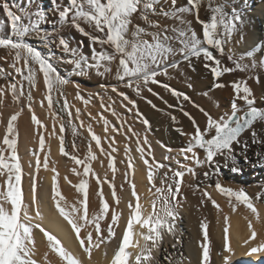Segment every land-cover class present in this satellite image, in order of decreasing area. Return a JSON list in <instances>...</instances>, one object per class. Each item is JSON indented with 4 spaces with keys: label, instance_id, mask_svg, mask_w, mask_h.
<instances>
[{
    "label": "snow or ice",
    "instance_id": "obj_1",
    "mask_svg": "<svg viewBox=\"0 0 264 264\" xmlns=\"http://www.w3.org/2000/svg\"><path fill=\"white\" fill-rule=\"evenodd\" d=\"M27 3L29 6L35 3V10L21 15L14 10L8 0H0V9L6 16L9 28L7 35H3V29L0 28V49L6 52V55H0V60L8 63L13 70L6 72L0 68V79L7 81L6 84H0V108L4 106L6 94L11 95L14 104H19L24 98L28 112L32 113L31 124L35 125L37 130L45 129L46 125L37 117L32 107L33 91L37 89L39 78L42 76L44 96L39 103L41 107H44V102L47 101V110L53 121L50 136H56L55 125L59 124V136L57 137L60 144L59 152L62 156L68 157L76 166L71 171L80 179L79 183L74 184L73 187L81 194L82 199L77 204L71 205V210H68L66 198L60 190L59 173L56 166L53 163L51 168L49 167L50 148L49 151H45L43 132L39 133V148L28 152L27 170L25 169V162L22 161L18 149L19 132L16 123L24 109L21 107L15 111L7 119L2 138H0V264H41V260L37 258L39 255L38 234H42L47 249L58 257L59 264H93V250L99 249L101 244L106 245L116 234L115 229L119 226L122 216V211H118L117 207L124 202V198L118 197L117 188L112 181H109L106 176L101 178L93 170L92 161L97 160V155L93 151L92 142H95V148L99 149L101 155L108 157V168L113 173V181L117 172L113 153H116L118 148L115 146V136H106L105 138L109 141V150H106L101 137L92 130L91 125H88V135L91 139L83 159L75 154L78 147L74 142L73 151L71 153L66 151L64 135L66 125L61 113L67 115V125L71 127L74 138L77 135V125L73 123V113L64 91L65 86L71 84L76 88L75 98L82 101L85 107L90 103L93 94L89 93L88 98L85 99L80 85L61 75L57 62L74 65L73 71L79 75H88L94 70L97 76H112L117 83L101 84L100 87L105 92L110 90L119 96L121 106L127 112L132 113L135 110L136 117L145 125L147 132L151 130L150 121L140 113L136 101L120 90V85L131 89L137 97H141L146 90L163 99L150 87V85H158L178 101L191 102L188 95L172 88L158 77L168 76L169 69L178 68L181 61L188 62L191 66L193 58L203 57L204 67L211 72L214 81H219L224 74L234 69L222 66L221 60L214 55V51L219 55H224L225 47L231 44L233 34L239 30L237 22L242 28L245 20L243 13L235 8L231 16H227L222 5L213 6V0H186L182 7H176L177 0H171L167 10L165 6L168 0H164V3H161V0H66V2L65 0H50L51 6L47 9L35 0H27ZM205 5L211 12L208 20L200 18L201 8ZM185 14L192 15L196 23L201 25L203 39L193 28L192 20L185 19ZM154 17L174 19L179 22L180 26L164 25ZM66 30H75L88 39L92 53L91 59L83 55L78 48L70 47L63 35ZM33 40L38 41L47 51H42L40 47L33 44L31 42ZM176 44L179 47H176ZM54 48L60 49L70 58L56 57ZM262 50H264V41L246 53L247 57L252 58L251 68L257 67L256 53ZM177 56L181 59L177 60ZM228 58L233 59L231 47H228ZM243 58L242 56L241 59ZM248 67V65L236 63V68L239 70L243 71ZM259 67L264 69V58L259 60ZM256 80L259 83L258 76ZM213 86L224 88L226 85L215 83ZM230 87L233 91L230 109L222 114L214 116L192 102L193 106L199 108L203 114V124L193 114L184 110L182 102L178 105L179 110L190 121L194 131L185 132L182 128L174 129L181 136L188 137L187 143L177 151L175 156L171 155L172 148L161 144V147L165 148L168 153L163 161L157 160L154 156L147 135L141 137L131 125H127V121L121 119L113 107L114 101L105 104V97L99 93L95 94L103 109L99 113V118L103 121L105 134L111 130L113 133L124 135L126 141H131L134 137L135 152L139 154V163H136L129 144H125L124 153L127 161L125 180L131 189V197L135 199V203L133 204L132 199L126 201L128 208L126 227L123 228L122 239L119 240V246L110 264H128L131 253L127 252L126 248L129 246L134 225L147 229V232H136L138 238L132 245L138 248L135 264H156L153 251L160 247L162 236L165 233L176 236L175 224L180 216L179 209L183 207V202L187 199L182 186L191 187L185 177L190 174L195 178L199 168L206 169L202 173L205 181L214 182V184H208L207 187L214 186L221 196L226 197L233 212L236 211L238 204L244 205L250 211L252 218L248 215L244 216L249 233L243 240V246L247 247L244 254L264 256V240L257 244L251 243L257 237L253 219L256 223L261 221L253 199L243 189L234 190L224 186L220 179L221 169L228 168L229 165H231V172L241 171L237 157L242 156L247 163V153L252 145L259 147L254 154L257 160L264 164V108L256 106L257 97L246 81H234ZM260 99L264 100V94L260 96ZM147 102L151 104V101ZM169 107L173 106L169 105ZM216 108L219 109L220 105L217 104ZM104 112H110L115 116L120 126L111 124L104 116ZM88 115L91 117L90 112ZM75 119L80 121V127H84L79 108L75 109ZM171 119L174 123L177 122L176 117L173 116ZM0 125H3L2 120H0ZM126 125L127 131L125 132ZM41 153H44L43 159ZM173 162L175 167H173ZM99 163L102 165L103 161ZM42 167L45 171L52 172L50 200L55 211L51 217H47L44 212L49 192L45 185V178L39 176ZM80 167H82V172L78 171ZM142 168L146 169L147 183L150 185L148 189L152 208L150 212L141 203L136 184L128 180V172L134 169L141 171ZM89 175L95 178L98 186V189L91 194L98 198V210L91 209L93 201L87 179ZM64 179L68 181L67 176ZM68 182L71 183V181ZM105 183L111 189L114 205L105 198L103 191ZM196 187L199 189L200 185ZM120 191H125L123 184L120 186ZM202 197L201 205L205 203V200L210 201L217 212H220V205L206 188L202 192ZM256 200L264 202V193H257ZM57 214L62 221H66L67 225L71 226L68 235L75 234L74 239L78 241V248L82 249V252L70 250L62 243L57 231H62L63 225L58 221ZM220 223L218 216L217 224L220 225ZM102 224L106 226V234ZM48 225H53V227ZM229 226V217L224 215L223 251L217 254L222 256L223 264H232L233 249L229 247L228 242ZM199 227L203 242L199 243L198 264H209L208 222L202 220ZM141 239L143 243H140ZM177 242H180L179 237H177ZM164 259H169V257L166 256ZM184 260L192 264L188 257L181 255L180 261ZM43 264H52L48 251L43 253Z\"/></svg>",
    "mask_w": 264,
    "mask_h": 264
},
{
    "label": "bare ground",
    "instance_id": "obj_2",
    "mask_svg": "<svg viewBox=\"0 0 264 264\" xmlns=\"http://www.w3.org/2000/svg\"><path fill=\"white\" fill-rule=\"evenodd\" d=\"M40 1L41 0H35V2H38V3H40ZM45 1H47L48 6L49 5L51 6L50 0H44V2ZM8 2L10 5H12V3L15 2L19 6L28 4L27 0H8ZM252 2L257 3L259 7L255 10V13H252L251 15L247 16V18H244L245 24L243 25L242 28H240L239 26L240 28L239 31L233 34L232 42L228 47H231L233 56L240 58L242 65L249 66L246 70H243V74L240 77V81L242 79H251L252 83L251 85H248V86L252 89L253 94L257 97V101H260V96L264 94V69L259 67V60L261 58H264V50L256 53L257 67L255 69L251 68L252 58L247 57L246 53L250 51L252 48H254L258 43H261L262 41H264V0L262 1L247 0V3L243 5L242 7H240L239 10L240 9H248V10L253 9L255 4H253ZM161 3H164V0H161ZM170 3H171V0H168L167 5L165 6L166 10L170 6ZM185 3H186V0H177L176 7H182L185 5ZM33 6H35V3L33 4ZM1 14H4L2 9H0V28L3 29L4 27L3 22H5L6 19H4V17H1ZM204 16L209 17L211 16V14H210V11H208L206 7L202 6L201 12H200V18ZM154 19H159L162 24L168 25L170 27L180 26L179 22L174 19L164 18V17H154ZM185 19L192 20V26L196 30L199 36V34L202 31L201 25L196 23L192 15L185 14ZM85 27L87 29L86 25ZM68 33L69 35L72 34L70 37L69 36L65 37L68 40L70 47L78 48L79 50H84V53L86 52V54L91 53V50L89 48L87 41L86 40L84 41V38L86 37L80 35L75 30L68 31ZM169 34L171 35L172 33H169ZM241 37H243V39H241ZM82 39L84 41V44H82L81 42ZM175 46L179 47L178 44H176ZM228 47H225L227 48V52H228ZM97 50L99 51L98 46H97ZM242 56L244 57L243 59H241ZM176 59L180 60L181 58L177 56ZM193 62L194 61H191V66H189L188 62L181 61L178 68H175V69L170 68L169 75H168L169 76L168 82H170V85H172L175 89H178L182 93H192L194 91L196 92L201 91L200 94L202 95L210 94L212 96L214 94L215 98L213 99V102H211V104L204 106L205 109L208 107L211 109V111L216 112V113L218 112L223 113L224 111H228L230 109V101L233 96V91H232V88L230 87L232 82L223 83L224 85H226L224 88H215L213 86L215 82L221 83L222 81L220 82V80H222L223 78L217 82L213 80V77L211 74V77L209 76V79L207 77L206 79L208 80L207 82H203V83L199 82L196 84H194L195 83L194 82L193 83L194 87L192 86L193 88H191L189 82H192L193 76L195 75L194 71L192 70V65L194 64ZM257 76L259 77L258 84L259 85L261 84L260 88L255 85V83L257 84V80H256ZM97 77L99 80H102V79L109 80V81L115 80L112 76H107V77L97 76ZM41 87L43 91L41 90V88L39 90L42 91L40 92V95L42 96L41 98L43 99V96H44L43 79L41 81ZM153 88L156 89L157 87L155 88V86H153ZM155 91L159 93V96L161 95V97H166L167 101L171 105L175 101H178L175 97H173L167 91H161L159 89H156ZM95 92L99 93L101 96L103 94H106L105 90L102 89L100 85L97 87ZM149 93L146 90L143 92V94H145V97H146L144 100V107H143L144 111L149 117H151L154 123L158 122L159 119L163 123L164 120L168 118V116L163 112L156 113L154 107L152 106V105H155L157 107H162L163 102L162 103L153 102V96H150L151 94ZM97 99L99 98L97 97ZM147 101H151V104H149ZM39 102L40 101H36L35 106L36 108H38V110H40V112L42 111V114L44 115L43 121L47 127L46 128L47 140H46V145H45V151H49V148H50L49 167L51 168L52 164L54 163L56 166V169L60 168V170H62L61 176L58 177V182L60 185L61 193L62 195L65 196L66 201L68 203V206H69L68 210L70 211L71 205L77 204V202L80 199H82L81 194L78 193L76 189L73 187L74 184L79 183L80 177L71 171L73 167H76L74 163L68 157L62 156L59 152L60 144L57 138L59 136V124L58 123L55 125L56 136H50V133L52 132V129H53V121L47 110V101L44 102V107H41ZM238 103H242V102H238ZM217 104L220 105L219 109L216 108ZM19 109L20 107H15L14 112ZM109 115L112 116L110 113ZM110 122H114V121H110ZM116 122L118 121L115 120L114 123ZM159 124L161 123L159 122ZM133 129L137 133H139L141 137H143L145 134L147 135L148 141L152 145L153 153L157 160L163 161L164 156L168 155L165 148L161 147V144H163L161 141H166V144H163V145H166L167 147L172 148L173 152L171 153V155L173 156L176 155L178 149L173 148L172 146L180 142V141H177L180 139L179 133H175V132L168 133V131L164 130V128H158L157 130L154 129L155 131L152 130L150 131V133L149 131L146 132L145 128H133ZM92 130L101 137L103 146L106 150H109L108 149L109 141L108 139L105 138L106 136L107 137L115 136V140H116L115 146L118 148V151L116 153H113V156L115 157V165L117 167V172L115 174V180L113 181V173L111 169L108 168V157L100 154L99 149L95 148V142L93 141L94 143L93 151L97 155V160L92 161L93 170L101 178H104L106 176L109 181H112L117 188L118 197L122 196L124 198V202H122L117 207L118 211H122V216H121V221L119 223V226L116 227L115 229L116 234L113 236V238L110 241L107 242L106 245L101 244L100 248L94 249L92 253L93 264H110L111 258L114 255L115 250L119 246V240L122 239L123 228L126 227V218L128 215V208H127L126 201L128 199H132L133 204L135 203V199L131 197V189L128 187V183L125 180L126 163H127L126 158H125V153H124L125 144L126 143L129 144L132 150L131 154L134 158V162L136 163H139L138 161L139 154L135 152L136 144H135L134 137L132 138L131 141H126L124 135L113 133L111 130H109L107 134H105L104 128L97 130V131H95L92 128ZM124 131L126 132L127 128H124ZM26 134L28 133L26 132ZM129 135L131 134L129 133ZM35 140L36 139H33V138L29 139V137L26 139L24 138V136L21 139L20 135L18 138L19 154L21 155L22 161L25 162L26 170H27L26 161L29 158L28 157L29 150H35L39 148V144ZM249 143H251V141H249ZM257 150H259V147L257 145L251 146V148L249 149L247 153V156H248L247 163L244 161V158L242 156H239V158L243 160V162H241V168H240L241 172H247V173L253 172V167H255L254 165H255V162L257 161V157L255 156L254 153ZM77 153H79V155ZM75 154H77L81 159H83V157L85 156L82 151H77ZM43 155L44 153H41L42 159H43ZM101 160L103 161L102 165L99 163V161ZM121 161H124V163H121ZM173 167H175L174 162H173ZM201 169L203 168L197 169V175L195 178H193L190 174L185 177V180L187 181L188 184L191 185V187L189 188V187L182 186V191L186 193L187 199L185 202H183V207L179 209L180 216L176 220V224H175L176 236L165 233L162 236V239L160 241V247L153 251V257L159 254H161V257H162V254L166 256L167 253L169 252L171 264H188L187 260H184L183 262L180 261L181 255H183L184 257H188L191 260L192 264H198V260L200 257L199 243L203 242V235L200 231L199 225L202 220H206L209 225V228H208L209 248H210L209 264H223L222 256H219L217 254L223 251L222 229H223V216L224 215L221 212L222 210H220V212L218 213L217 210L212 211L206 208L207 207L206 205H203L205 206V208L201 205L200 202H201V199L203 198L202 192L207 187L205 185H204L205 187H202V185H200L199 189H197L196 187L198 184H200L198 172ZM78 171L82 172V167L78 168ZM146 175H147L146 169L142 168L141 171H136L134 169L133 171L128 172V180H131L133 183L136 184L137 192L141 197V203L144 205L147 211L150 212L152 211L151 203L149 200L150 193L148 191L150 185H148L147 183ZM39 176H42L45 178V185L49 192V198L46 203L44 212L47 217H51V215L55 211L54 207L51 204V200H50V186H51L52 172L45 171L42 167ZM65 176L68 177V181H71V183H69L68 181L64 179ZM87 179L89 180L90 196L93 201L91 205V209L98 210V206H99L98 198H96L94 195H91L98 189V186L95 183V178L92 177L91 175H89ZM122 184L124 185V188H125V191L123 192L120 191V186ZM103 191L105 193V198L109 200L111 204L114 205L115 201H112L111 189H109L106 183L103 185ZM207 191L210 192L212 196L216 197L215 198L216 201L219 200L220 202L224 200L223 199L224 196L220 197L217 191L209 190V189H207ZM262 204H260L257 209L261 216L260 223H256L255 219H253L254 228L257 230V237L254 241H251L252 244H257L261 240H264V205ZM245 215H248L250 218H252L250 212H240V211L238 212L237 211L235 213H232L231 215H228L229 224H230L228 242H229V247L233 249L231 260L232 262L236 264H240L241 261L237 262L236 261L237 259L250 258L251 260V258L252 259L255 258L258 261V263L256 264H264V256H261L258 254H254L253 256H247L244 254L247 250V247L243 246V240L246 239L247 236L249 235L248 230H247V221L244 220ZM218 216L221 221L220 225L217 224ZM57 218H58V221L61 222L63 225V230L57 231V235L62 240V243L70 250H73L76 252H82V249L78 248V241H75L74 239L75 234L72 233L71 236L68 235V233L70 232L71 226L67 225L66 221H62V218H59L58 214H57ZM45 223H47V221H45ZM48 226L53 227V225H48ZM102 228L105 229V234H106V226L102 224ZM137 231L147 232V229H141L140 225H134L133 234L130 237V241H129V246L126 248V251L131 253V255L128 258V264H135V255L137 254L138 248L132 247V245L136 242L138 238L136 235ZM82 235H83V230H82ZM212 236H214L217 241L216 240L214 241V239H212ZM177 237H179V241H180L179 243L177 242ZM37 242H38V252H39V255L37 258L41 260V264H43V253L45 251H48L49 259L51 260L52 264H59L58 257H56L55 254L51 253L47 249L46 241L43 240L42 234H38ZM140 243H143L142 239L140 240ZM173 245H175V247H173ZM105 248L107 250L106 256H105ZM84 259H87V257H84Z\"/></svg>",
    "mask_w": 264,
    "mask_h": 264
},
{
    "label": "rangeland",
    "instance_id": "obj_3",
    "mask_svg": "<svg viewBox=\"0 0 264 264\" xmlns=\"http://www.w3.org/2000/svg\"><path fill=\"white\" fill-rule=\"evenodd\" d=\"M260 1H262V0H260ZM40 3L46 9L50 7V5L49 6L47 5V1L44 2V0L43 1L41 0ZM246 3H247V0H213V6L222 5L223 6V11H224V13L227 16L230 17L231 14H232L233 8H235L238 11H241L243 13V19L247 18V16L251 15L252 13H255V10L259 7V5L257 3H253L252 2L253 4H255L253 9H249V10L248 9H240L239 10V8L242 7L243 5H245ZM12 6H13L14 10L17 11L18 13H20L21 15H23L25 12L34 11V9H35V6H33V5L29 6L28 4H25L23 6H19L15 2L12 3ZM203 7H206V5L203 6ZM210 14H211V12H210ZM1 17H4V19H6V16L4 14H1ZM204 17H202L201 19L208 20L210 18V16L209 17L208 16H204ZM25 22H27V21H25ZM3 23H4L3 35H7L8 32H9V28L7 27V24H8L7 19ZM237 26H238V29H240L239 28V26H240L239 22H237ZM68 31H71V30H66L63 33L64 37H68V36L70 37L72 35V34L69 35V33H71V32L68 33ZM200 34H199V37L201 39H203L202 31H201ZM85 40L87 41V43L89 45L88 39L84 38V41ZM84 41H83V39L81 40L82 44H84ZM31 42L33 44H35L37 47H40L42 51H45V52L47 51L46 49H43L42 45H40L38 41L33 40ZM226 47H228V46H226ZM53 51L55 52V56L56 57L64 56L65 59H69L70 58L69 56L64 54L60 49L54 48ZM79 51L83 55L89 57V59L92 56V53H87L86 54V52L84 53V50H79ZM0 55H6L5 50L0 49ZM214 55H217V58L221 60V65L222 66H226V67H228L230 69H234L232 72L224 74L220 78V79L223 78L222 80H220V82L222 81L221 83L223 84V83H230V82H234V81H240V77L243 74V71L236 68V63L237 62L241 64L240 58L236 57V56H233V59L230 60L228 58L227 48H225L224 55H219L215 51H214ZM192 61H194L193 62L194 64L192 65V70L194 71L195 75L193 76L192 82H189L191 88L194 87V85H193L194 82H195L194 84L199 83V82H201V83L207 82L208 81V80H206L207 77H208V79H209V76L211 77V72L204 67L203 57H201L200 59L193 58ZM0 68H3L6 72H12L13 71L9 67L8 63H6L3 60H0ZM57 68H58V71L61 73V75L69 78L70 80H72L75 83H78L80 85L81 93L85 97V99L88 98V94L89 93L93 94V97H92L90 103L87 105V107H85V105L83 104L82 101L77 100L75 98L76 88L73 85H71V84L65 86L64 91H65V93L67 95L68 101H69V103L71 105V111L73 113V123H75L77 125V135L75 136V138L72 135L71 127H69L67 125V120H68L67 115L64 114V113H61V115H63L64 121H65V125H66V131L64 133L66 151H68L70 153L73 151L72 150V144L74 142L77 145V147H78V151H82L84 153V155H86L87 146H88V143H89V141L91 139L90 136L87 134L88 133V130H87L88 129V125H91V127L95 131L104 128L103 121L100 120V118H99V113H101L103 111V109H101V107H100V100L97 99V96L95 95L96 94L95 91H96L97 87L99 85H101V84H113V83H117V81L116 80L109 81V80H105V79L99 80L98 77L95 75L94 70L91 71L88 75H79V74H77L76 72L73 71L74 65L68 64V63H59V62H57ZM9 79H11V77H9ZM17 79H19V77H17ZM158 79H160L162 82L167 83V84L170 85V82H168L169 78H167V77L165 78L164 76H160V77H158ZM41 81H42V76L39 78L37 89L33 91L34 102H33L32 107H33V110H34L35 114L37 115V117L44 123V121H43L44 120L43 119L44 115L42 114V111L40 112V110H38V108H36V106H35L36 101H41L42 100V98H41L42 96L40 95V92L43 91V89L41 87ZM241 81H246L248 85H251V83H252L251 79H242ZM6 83H7L6 80L0 79V84H6ZM255 85L257 87H259V88L261 87V84L259 85L258 83L257 84L255 83ZM153 86L154 85H151L150 87H152L153 92H155ZM155 86L159 87L158 85H155ZM170 86L172 88H174L172 85H170ZM25 87L27 88V85H25ZM40 88H41L42 91L39 90ZM120 90L126 92L132 99H134L136 101V104H137V106L139 108L140 113L143 114L144 118H146L147 120L150 121V126H151V130L150 131H152L154 129L157 130L158 128H164V130L168 131V133H171V132L178 133L177 131L174 130L176 128H182L185 132H193L194 131V129L191 126L190 121L179 110L178 105L182 101H175L174 103H172L173 107H169V105H171V104H169V102L167 100H166L167 103L162 101L163 102L162 106L163 107L165 106V108H162V110H160L156 106L154 109H155L156 113L157 112L158 113H162V112L166 113L168 118L165 119L166 121L164 120V122H163L164 124L161 122L160 119L158 120V122L154 123L152 121L151 117H149L146 114V112L144 111V108H143L144 107V100L146 98L145 94H142L141 97H137L135 95V93L131 89L125 88V87H123V85H120ZM176 90H178V89H176ZM200 93H201V91H199V92L194 91L192 93H184V94H186V95H188L190 97L191 102H182V103H183L184 110L190 112L191 114H193L197 118V120L200 121L201 124H203L204 117H203V114L199 111V108L203 107V109H205L204 106H206L208 104H211V102H213V99L215 98V95L214 94L212 96L210 94L202 95ZM149 94H151L150 96H155L152 93H149ZM102 96L105 97V104H108V103H111V102L114 101L115 104H113V107L115 108L117 114L121 117V119L127 121V125H131L132 128H145V125L143 123H141L138 120V118L136 117L135 110H133L132 113L127 112L126 109L121 106V98L119 96H117L115 93H112L109 90V91L106 92V94H103ZM192 102H194L195 105H198L199 108L194 107ZM159 103H161V102H159ZM256 106L259 107V108H264V100L260 99V101H257L256 102ZM15 107H20V108L23 107V109H24L22 114H21V116L18 117L17 122H16L17 126H18V132H19L20 138L22 139L23 136L26 139L28 137H29V139L33 138V139H36L35 141L38 143V141H39V133L43 132L44 135H45V145H46V140H47V130H46V128L47 127L45 129L37 130L36 126L31 124V115H32V113H29L28 110H27V102H26V100L24 98H22L19 104H14L12 99H11V95L10 94H6L5 95V97H4V106L2 108H0V114H2V115H0V120L3 121V125H0V138H2L3 131H4V126H6V121L9 118V116L14 113V108ZM129 107H131V106L129 105ZM76 108H79L81 110V120H83L84 127H80V121L75 119V109ZM205 110L211 112L214 116L222 114V112H218V113L213 112L208 107ZM89 112L91 113V117L88 116ZM109 113L110 112H104L103 114L109 121H114L115 122V120H117V118L114 117L113 115L110 116ZM173 116L176 117V121H177L176 123H174L173 120L171 119ZM114 122H110V123L116 124L117 127L120 126V125H118L119 124L118 122H116V123H114ZM159 122L161 124H159ZM127 125L125 126V128H127ZM150 131H149V133H150ZM26 132L28 134H26ZM179 138L180 139L177 140V141H180V142L178 144L172 146L173 148H176L178 150L181 147H184L186 145L188 137L181 136L179 134ZM161 142L163 144H166V141H161ZM93 145H94V143L92 142V147H93ZM77 154L79 155V153H77ZM237 161H238V167L241 168V162H243V160L240 159L239 156H238L237 157ZM221 162L223 163V161H221ZM256 162H255V165H254L255 167H253V172H250V173L241 172L240 171L238 173H233L232 172V174H231V171H230V166L231 165H229L228 168H222L221 169L222 175H221L220 179H221V183L224 186L231 187L234 190L243 189L253 199V202H254L255 206L257 207V209H258L259 205L264 203L262 201H257L256 200L257 193H264V164H261L258 160ZM205 170L206 169L203 168V169L199 170V172H198L199 183H200L199 185H202V187H205V186H207L210 183L214 184L213 181H205L204 180V177H203L202 173ZM57 171L59 173V176H61L62 170H60V168H57ZM206 188L209 189V190H215L214 186L213 187H206ZM220 197H223V196L220 195ZM214 198H216V197H214ZM223 199L226 202L224 200H222L223 203H222V201H220V202H219V200L217 201L218 204L220 203L219 204L220 205V210H222L221 212L223 213V215H231L232 213H235L237 211L238 212L239 211L240 212H250L242 204H238L237 207H236V211L233 212L232 208H231V205L228 202V199L226 197H224ZM203 205H206L207 206L206 208H208V209H210L212 211L217 210L215 207H213V205L211 204L210 201L205 200V203ZM262 205H264V204H262ZM203 207L205 208V206H203ZM212 239H214V241L216 240V238L214 236H212ZM166 256L169 257V259H164V257H166ZM166 256H164L163 254H162V257H161V254L156 255L154 257V260H155L156 264H170L171 261H170L169 252L167 253ZM249 260H250V258H242V259H237L236 261L237 262L241 261L240 264H256V263H258V261L255 258H253V259L251 258V260L250 261ZM232 264H236V263L232 262Z\"/></svg>",
    "mask_w": 264,
    "mask_h": 264
},
{
    "label": "crops",
    "instance_id": "obj_4",
    "mask_svg": "<svg viewBox=\"0 0 264 264\" xmlns=\"http://www.w3.org/2000/svg\"><path fill=\"white\" fill-rule=\"evenodd\" d=\"M165 78L167 77V78H169V76H164ZM155 86V85H154ZM157 86H155V88H156ZM156 89H159V90H161V91H166V90H164L163 88H161V87H157ZM156 89H154V91L156 90ZM156 92V91H155ZM157 93V92H156ZM160 97H161V95H160ZM167 99H166V97H163V99H160V98H158L156 95L155 96H153V102H161L162 103V101H166ZM160 110H162V108H165V106L163 107H158ZM164 113V112H163ZM166 114V113H165Z\"/></svg>",
    "mask_w": 264,
    "mask_h": 264
},
{
    "label": "trees",
    "instance_id": "obj_5",
    "mask_svg": "<svg viewBox=\"0 0 264 264\" xmlns=\"http://www.w3.org/2000/svg\"><path fill=\"white\" fill-rule=\"evenodd\" d=\"M63 116V115H62Z\"/></svg>",
    "mask_w": 264,
    "mask_h": 264
}]
</instances>
